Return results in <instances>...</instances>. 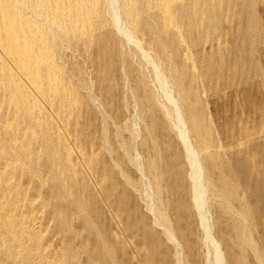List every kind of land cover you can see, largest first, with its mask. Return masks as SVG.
Listing matches in <instances>:
<instances>
[{"label":"bare ground","instance_id":"bare-ground-1","mask_svg":"<svg viewBox=\"0 0 264 264\" xmlns=\"http://www.w3.org/2000/svg\"><path fill=\"white\" fill-rule=\"evenodd\" d=\"M247 1L236 8L257 2ZM237 2L0 0V141L5 135L4 142L22 150L27 136L57 131L64 165L41 144L23 157L39 173L47 164L54 166L50 193L38 192L41 200H30L51 210L58 241L68 247L72 262L132 264L141 251L143 264H264L254 239L264 230V204L256 222L249 206L264 200V194L250 187L240 200L243 191L230 180L264 186V169L239 168L237 156L229 158L216 142L215 129L198 104L207 93L199 79L202 70L213 84L232 81L225 72L223 36H228V8ZM246 13L252 22L244 46L257 33L258 20L255 11ZM198 37L216 44L217 54L209 57L203 49L194 56ZM165 122L184 146L166 131L169 146L160 151L155 139ZM78 129L89 140L82 147L71 140ZM97 135L101 158L87 152ZM9 154L0 145V156ZM20 163L0 161V244L9 246L8 254L28 250L22 225L31 228L28 240L37 239L45 249L39 209L27 223L20 216L28 201L16 194L14 170ZM71 170L88 185L69 175ZM223 170L232 175L226 179ZM109 172L117 179L104 177ZM62 186L77 199L75 209L54 200ZM104 193V202L90 201ZM86 206L111 222L115 232L109 239L91 244L84 237L75 216ZM95 234L100 237L101 229ZM248 252L255 257L249 259ZM7 253H0L2 263H8ZM64 255L60 248L43 252L48 264H59Z\"/></svg>","mask_w":264,"mask_h":264},{"label":"rangeland","instance_id":"rangeland-1","mask_svg":"<svg viewBox=\"0 0 264 264\" xmlns=\"http://www.w3.org/2000/svg\"><path fill=\"white\" fill-rule=\"evenodd\" d=\"M234 1L235 0H233V2ZM243 1L244 0H238L235 6L228 8L229 23L225 26V31L227 32L228 36H223L225 40L224 43H226L224 45V48H226V56L228 57V63L226 64L225 72H227L228 76L232 77V81L225 82L223 80L224 82L218 81L214 82L213 84V82H210L212 76L207 74V71L202 70L201 73H199V79L200 81L205 82L204 90H206L207 93L202 96V99L198 102V104L202 105V107L205 108V113L203 112L201 114L202 116L204 115V117H208L210 119L208 120V126H210L211 124L215 129L214 138L218 145L220 143V147L224 151V153L227 152L229 158L237 156L238 161L236 163L240 165L239 168L244 170L243 168L246 167L250 172L251 170H257L259 167L264 169V0H257L254 6V2H252L245 9L236 8ZM247 2L250 3L251 0H248ZM246 11H251L252 14L254 11L256 12V17L258 18L256 30L258 34H254L253 39L251 37L246 40L245 43L247 45L244 46V36H246L250 31V23L252 22V16H248ZM222 32H220L219 34H221ZM197 39L199 40L198 44L193 45L192 53L194 56H196V54H201L203 49L206 53L209 54V57L217 54L218 51L216 44H211V42H209L205 37H198ZM131 46L135 47L134 45ZM231 48H233V51H231ZM194 64H200V61L196 60ZM30 112L31 111L29 109L28 113ZM131 114L132 112H130V115ZM5 121L6 120H3V123ZM125 124L126 122H123L122 124H120V126L124 127ZM166 131H169L171 135H173L178 145L184 146L183 140L178 139L177 137L178 133L171 129L165 122L164 131L162 130V132L157 133V138L155 139V142L160 147V151L163 149V147L169 146V138H166V135H164V133L166 134ZM56 134L57 131L52 130L47 134L39 133L34 137L27 136L26 138H24L25 145L22 150L16 149L17 147L14 146L13 143L4 142V135L2 137V141H0V145L8 148V152L10 154L6 159L0 156V161L12 163L16 159H21L20 167L14 170V181L17 182V185L19 187L16 194L23 195L21 199L26 196L24 200L27 198L28 201L25 202L26 208L25 210H23V213L20 216H22L23 218L22 221H25L27 223L30 219H32L33 213L35 212L34 210L39 209L40 215L44 222L42 248L45 247L46 249L48 247H52L54 251L56 250V248L63 249L65 255L62 257L59 264H85V261L82 260L72 262L73 258L71 252L69 250H65L68 247L58 241L59 236L56 234V223L51 210L47 206H36L30 200V198L36 201L37 199L41 200V198L38 197V192L41 196L47 195V192L50 193L51 187L56 184L55 178L50 175V171H52V167L54 166L50 164L45 165L42 161H40L38 162L40 168L44 165L45 166L39 173V170L34 171L31 169L28 160L23 157V154L28 151V149L36 148L41 144L46 148V152L51 158L57 159L60 165H64L65 160L58 150L57 144L55 142ZM71 134V140H78L80 143V147L89 142V140H87L82 135V129L73 130ZM112 141L113 146L116 147L113 139ZM191 142L193 143L192 138ZM101 144L102 140L101 138H99V135L95 136V138L94 136L91 138L90 145L92 146L91 148L87 149L90 157H102V154L99 152V146ZM223 145L226 146L224 147ZM30 157L34 158L35 156L31 155ZM223 169H227L226 165L223 166ZM226 171L227 170H223V174L227 179L232 175V173ZM69 175L74 176L72 170L69 171ZM106 175H104V177H109L112 174L110 173V175ZM75 178L79 180L82 186L88 185V183L82 178L78 176ZM110 179L116 180L117 177L113 175L110 177ZM230 180L232 183L241 187L243 194L241 193L240 200H244V196L251 193V191L248 190L250 189V187L252 189H255L256 192H261L264 194V186L256 184L255 181H253L252 183H246L236 177L231 178ZM244 187L245 189H243ZM245 191H248L247 194H245ZM97 195L96 197L90 198V201L96 203L104 202V199L106 198L105 193L98 196ZM53 198L55 201H59V204L68 206L70 207V209H75L77 199L67 191L65 186H62L61 193L53 196ZM3 200L5 201V196ZM8 202L10 201L8 200ZM248 202L249 201H247L246 203L248 204ZM263 204L264 200L249 205L251 207L250 211L252 215L254 214L255 222L257 221L256 213H261V207ZM104 206L106 207V205ZM33 207L35 208L33 209ZM234 207H239L237 202L234 203ZM82 210L80 213L77 212V216H75L77 219L75 220V222L80 223V227L84 230V237L86 239L89 238L91 241H93L91 242V244L98 241L103 242L106 239H109V235L111 233L115 232V229L111 226V222H109L108 224L106 223V216L103 213L95 211L90 212L87 209V206L85 211L83 210L82 212ZM263 210L264 209H262V211ZM26 227L28 228V232L25 231ZM96 229H101L100 237H98V234H95ZM22 231L27 238L24 243L27 245L28 250L23 254H20L18 252H16L15 254H8L7 252L9 251V246L3 247L0 244V253L2 255L6 253L8 254V263H2V261L0 260V264H48L46 259L43 257V252L45 249H41L39 247L38 240H28V234L31 231V228L28 225H22ZM85 238V242L88 243ZM254 239L257 243L258 251L263 254L264 230H262V232H257L254 236ZM8 240L12 241L9 238ZM141 255V251H137L135 254L136 259ZM135 256H132V258L135 259ZM254 257V253L248 252L249 259H253ZM136 259L133 260L134 264H137L140 260L141 261L138 264H143L142 261H144V257L143 259L142 256L138 258L139 260ZM226 263H228V261ZM108 264L110 263L108 262Z\"/></svg>","mask_w":264,"mask_h":264}]
</instances>
